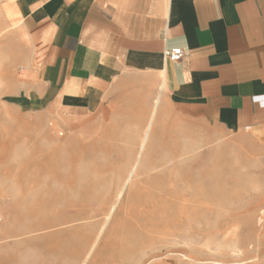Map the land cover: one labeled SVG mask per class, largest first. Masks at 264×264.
Segmentation results:
<instances>
[{"label": "rangeland", "instance_id": "obj_1", "mask_svg": "<svg viewBox=\"0 0 264 264\" xmlns=\"http://www.w3.org/2000/svg\"><path fill=\"white\" fill-rule=\"evenodd\" d=\"M29 55L0 0V264H264L263 146L138 94L65 126Z\"/></svg>", "mask_w": 264, "mask_h": 264}, {"label": "crops", "instance_id": "obj_2", "mask_svg": "<svg viewBox=\"0 0 264 264\" xmlns=\"http://www.w3.org/2000/svg\"><path fill=\"white\" fill-rule=\"evenodd\" d=\"M37 103L65 126L143 95L264 147V0H10ZM183 56L170 61L165 49ZM134 95V96H133ZM257 247L264 254V216Z\"/></svg>", "mask_w": 264, "mask_h": 264}, {"label": "built area", "instance_id": "obj_3", "mask_svg": "<svg viewBox=\"0 0 264 264\" xmlns=\"http://www.w3.org/2000/svg\"><path fill=\"white\" fill-rule=\"evenodd\" d=\"M163 55L170 61H178L182 58L183 52L181 48L175 47L171 49H165L163 51Z\"/></svg>", "mask_w": 264, "mask_h": 264}]
</instances>
